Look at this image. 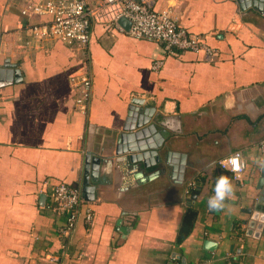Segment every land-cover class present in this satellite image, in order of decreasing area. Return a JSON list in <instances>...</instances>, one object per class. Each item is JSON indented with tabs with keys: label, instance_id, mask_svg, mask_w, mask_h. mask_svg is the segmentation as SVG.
Masks as SVG:
<instances>
[{
	"label": "crops",
	"instance_id": "1",
	"mask_svg": "<svg viewBox=\"0 0 264 264\" xmlns=\"http://www.w3.org/2000/svg\"><path fill=\"white\" fill-rule=\"evenodd\" d=\"M44 1L0 0V264H264V224L248 225L264 140V0H255L260 9L153 0L215 49L212 61L128 35L118 3L101 8V0L87 3L85 45L36 38L32 25L50 15L21 11ZM80 74L91 80L83 107L70 79ZM133 100L154 123L138 140L158 142L162 158L148 166L115 153ZM235 150L240 180L217 165ZM88 154L98 158L92 200L81 196ZM221 174L234 195L210 211ZM58 183L77 188L80 210L93 214L69 234L50 194Z\"/></svg>",
	"mask_w": 264,
	"mask_h": 264
},
{
	"label": "built area",
	"instance_id": "2",
	"mask_svg": "<svg viewBox=\"0 0 264 264\" xmlns=\"http://www.w3.org/2000/svg\"><path fill=\"white\" fill-rule=\"evenodd\" d=\"M88 1L45 0L28 5L21 12L50 15L48 21H40L32 25V33L36 38L50 37L68 44L75 42L85 45L90 37L91 14L87 8ZM112 3H118L116 18L124 16L129 21V27L125 30L128 35L160 43L166 51L172 54L180 50L201 51L204 60H213L215 49L202 43L195 35L178 27L168 9H154L153 0H101V8ZM116 25L118 29L124 30L121 25ZM161 64V60H156L152 68L158 69ZM70 79L79 88L77 102L83 107L84 101L88 98L91 80L86 74L72 76ZM260 151L261 155H264V140L260 143ZM237 154H239L241 167L238 172H234L231 158ZM217 165L228 170L236 180L241 179L245 168L242 153L239 150L218 159ZM50 194L59 209L65 211V224L60 228L62 234L72 232L81 215L86 223L91 222L92 210L89 207H86L83 212L80 210L82 198L77 188L58 183L51 188Z\"/></svg>",
	"mask_w": 264,
	"mask_h": 264
},
{
	"label": "water",
	"instance_id": "3",
	"mask_svg": "<svg viewBox=\"0 0 264 264\" xmlns=\"http://www.w3.org/2000/svg\"><path fill=\"white\" fill-rule=\"evenodd\" d=\"M240 3V7L247 6L251 4L253 7H257L260 9V5L256 3L255 0H237ZM118 22L125 26V29H128L129 27V21L124 17L120 16L117 18ZM5 63L3 64V67H13V64L8 63L7 60H5ZM3 71V69H0V73ZM9 72V71H8ZM15 75H18V69H15L13 71ZM140 102L138 100H133L132 105H130V109L128 111V116L126 119V122L123 125V131L118 136V142L115 147V153L120 154L125 151H129L128 158L130 161H139L142 160L143 164L145 166H148L155 161H160L162 158L156 152V144H144L142 141L138 140L141 136L144 134L154 130V123L150 120V118L146 115L149 114V110L145 109V107L139 106ZM144 113V114H142ZM155 121V120H154ZM88 142L91 140V135H88ZM137 139V140H136ZM123 142V144H122ZM127 144L125 145V143ZM146 143V142H145ZM152 147L148 148L146 146ZM170 156V155H169ZM262 158H264V155H262ZM98 160L97 157H90L89 154L86 155L85 159V172H84V185L81 187V196L85 200H92L93 199V187L89 185V175H94V173L90 170L95 167L93 162H96ZM91 161V162H90ZM165 161L169 162L170 157L166 158ZM94 177V176H91ZM93 179V178H92ZM256 187L259 189L258 196L256 198V209L251 214L250 221L248 222V225L255 224L257 227H262L264 224V169L260 167V172L258 175V179L256 182ZM255 220V222H254ZM248 232V231H247Z\"/></svg>",
	"mask_w": 264,
	"mask_h": 264
},
{
	"label": "clouds",
	"instance_id": "4",
	"mask_svg": "<svg viewBox=\"0 0 264 264\" xmlns=\"http://www.w3.org/2000/svg\"><path fill=\"white\" fill-rule=\"evenodd\" d=\"M233 165V171L238 172L241 167V161L239 154L231 158ZM256 163L264 169V158L256 160ZM234 195V186L230 178L224 174L219 175L216 178L214 186V195L208 200V208L210 211H220L225 207V201L227 198Z\"/></svg>",
	"mask_w": 264,
	"mask_h": 264
}]
</instances>
